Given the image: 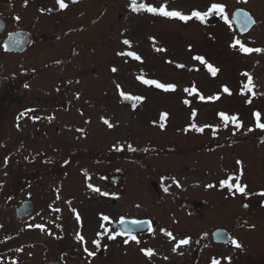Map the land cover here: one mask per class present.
Instances as JSON below:
<instances>
[{"label":"rangeland","instance_id":"rangeland-1","mask_svg":"<svg viewBox=\"0 0 264 264\" xmlns=\"http://www.w3.org/2000/svg\"><path fill=\"white\" fill-rule=\"evenodd\" d=\"M137 2L157 7L167 4L169 11H180L185 15L193 11L205 12L212 3L225 5L226 13L243 5L239 0ZM88 3L96 8V33L92 46L96 51L94 65L88 68L81 64L68 65L47 70L16 68L19 61L14 60V56H9L10 62L0 61V74L11 72L10 78L14 79L15 87L13 94H21L20 100L11 103L10 109L9 106L1 107L4 111H0V264H45L48 256L42 241L56 238L59 233L58 228L47 226V222H63L72 235H77V231L84 227L83 233L90 238L96 230L94 221H101L102 216L113 217L114 206L123 205L122 201L126 198L129 199L130 210L133 209V198V203L138 201L148 212H161L160 205L163 204L152 198L147 188L143 187L146 186L145 175L140 171V163L135 160V152L127 150L134 157L124 160L123 154H117L118 151L113 149L115 144L125 142L128 147L138 136L143 137V133L156 132L152 121L162 122V111L173 110L183 121L188 113L182 101L186 84L201 87L210 81L213 88L220 82L238 87L236 81L240 68L234 64L236 55L227 60L221 57L228 50L222 46L223 32L220 24H216L218 18L217 22L214 18L210 19L215 21L214 24L201 23L195 18L184 22L148 13H134L129 6L130 0ZM262 4L252 0L248 6L253 13L262 14L264 0ZM224 35L227 33L224 32ZM124 39H128L131 46L124 45ZM157 47L165 51L157 52ZM120 51H134L142 60L118 56ZM5 54L9 55L3 52L0 56ZM197 55L203 56L208 63H214L213 66L220 70L216 77L211 76L205 65L193 59ZM178 64L185 67L178 68ZM113 67L118 69L116 73L111 71ZM138 76L175 84L176 91L166 93L145 85L137 79ZM25 84L29 87L25 88ZM116 84L126 93L144 96V101L135 108L131 101L123 102ZM227 95L224 94L223 99H228ZM3 103L7 104L2 101L0 105ZM27 109L34 111L18 120L17 117ZM33 117L39 119L34 120ZM103 119L109 120L114 127L108 128ZM80 129L83 131H78ZM169 133L170 130L162 136ZM177 138L185 139V136L179 134ZM106 153H110L111 162L94 159L97 156L103 160ZM168 159L154 151L153 154L147 152L143 162L145 167L154 166L167 171L170 165ZM62 161L61 171L59 162ZM119 173L126 180L128 191L122 201L108 199L102 202L99 193L88 187L91 184L100 188L101 193L108 194L121 191L120 183L104 177L108 174L112 178L117 177ZM12 190L15 195L9 199ZM131 190L140 192L139 196ZM23 199L35 201L38 208V213L28 221L15 215V208ZM171 204V201L165 202L167 206ZM73 210L80 214L81 221L75 219ZM81 222L86 225L81 226ZM27 223L33 225L30 233L25 229ZM35 225H42L43 230ZM13 235L22 240L11 242L9 238ZM26 239L32 241V254L25 251L16 253L15 249L17 251ZM66 239L72 241L68 236ZM55 243H50L53 249ZM8 257L15 258L14 263H9Z\"/></svg>","mask_w":264,"mask_h":264},{"label":"flooded vegetation","instance_id":"flooded-vegetation-1","mask_svg":"<svg viewBox=\"0 0 264 264\" xmlns=\"http://www.w3.org/2000/svg\"><path fill=\"white\" fill-rule=\"evenodd\" d=\"M89 1L96 2V0H78L77 3H72V0H65L69 7L60 10L56 0H27L26 5L25 0H0V53H9L0 56V61L10 62L9 56H14V60L19 61L16 68L47 70L68 65L81 64L85 65V68L94 65L96 51L92 46L96 33V8L94 4L88 3ZM239 1L243 5L237 7L249 10L255 18L256 23L250 29L241 31L235 24L233 13H227L231 26L221 17L217 22L220 24L221 33L223 32L222 46L228 50L223 52L221 57L226 60L233 58V54L237 57L234 64L240 68L236 81L238 87L233 88L227 82H220L213 88L210 81L205 82L201 87L196 84H186L185 88L195 85L205 97L219 95L220 99L202 102L195 95L186 93L182 101L189 100L190 106L184 104L188 113L183 121L178 119L173 110L162 111L168 113L167 119L162 121L165 127L161 129L159 127L161 122L152 121L157 131L149 132L147 135L143 133V137L138 136L136 141L131 143L136 149L135 160L140 163V171L145 175L146 186L143 187L147 188L152 198L155 197L163 204L160 205L162 211L148 212L138 201L133 203V198L131 200L133 209L130 210L129 199L122 201L123 195L128 191L126 180H123V175L119 173L115 182L120 183L121 191L106 196L99 193V196L102 202L115 199L116 202L122 201L123 205L114 206L113 217L107 215L109 221H94L96 230H93L90 238L83 233L84 227L77 231L85 236L86 245L78 242L76 235L67 231L63 222L45 223L47 226L51 225L59 229L56 238L51 237L42 241L48 256L45 264L50 262L72 264L73 260L74 264H211L212 258L219 259L221 264H264V197L260 195L245 197L240 194L233 197L227 188L219 186V181L227 179L229 174L239 176L242 167L243 175L239 181L233 180V184L237 182L246 184V190L251 194L264 191V131L255 128L253 116L255 111L261 112V123H264V77H260L262 73L264 74V52L245 54L239 51V45L235 49L231 47L236 40H239L246 47L264 49V13H253L248 6L252 0H247L246 3L244 0ZM257 3L263 5L262 0H257ZM16 17L20 19L17 20ZM224 32L227 33L226 36ZM10 35L13 38L24 36L25 39L16 38L22 43L19 45L13 43V48L5 51L3 45ZM245 73L252 78L256 96H252L251 93L241 94L243 85L247 83ZM10 75L11 72L0 74V102L7 103L0 105L1 113L4 111L1 107L9 106L10 109L11 103H17L21 96V94H13L14 79L10 78ZM223 86H227L232 93L227 95L228 99H223V95L227 94L222 92ZM247 99H251L252 103H246ZM180 101L174 102L180 103ZM192 109L197 111L195 118L191 117ZM220 112L238 116L242 127L237 129L231 122L225 127L218 115ZM192 123L212 127H206L203 133H199L190 129ZM249 128L255 130L250 132ZM185 129L189 130L184 131ZM168 130H170L169 134L172 132L173 135L162 136ZM179 134L185 136V139L177 138ZM124 143L115 144L113 149L123 146V151H118L117 154H123L124 160L133 159L134 156L127 151V143ZM154 151L169 158L170 165L167 166L169 167L167 171L154 166L152 168L144 166L143 158L147 152L153 154ZM105 156L103 160L97 156L94 159L103 162L112 161L109 158L110 153H106ZM238 160L242 165L236 163ZM59 164L62 171L63 161ZM104 177L112 181L109 174ZM209 184L216 187L208 188ZM14 192L12 190L9 199L15 195ZM131 192L138 193L137 196L140 193L137 190ZM24 200L27 199H23L16 208ZM167 200L172 204L165 205ZM37 213L38 208H35L31 215L18 219L28 221ZM121 218L127 221H151L154 231L149 230L147 226L135 229L132 234L140 241L139 244L134 241L123 243L127 236H117L115 240L108 239V234L123 231ZM31 225V223L26 224L27 233L32 230L33 225ZM82 225L86 224L81 222ZM28 226L30 227L27 228ZM105 228L110 229L111 232L101 238V246L96 248L92 241L97 239V232H103ZM163 230L171 231L176 241L190 238L191 242L173 251L176 241L165 236ZM215 231H217L216 236ZM41 235L46 236V233L41 232ZM67 236L71 238V242L66 239ZM16 237L19 236H10L9 240L11 242L22 240ZM231 239L238 240L243 246L242 249H236L230 243ZM51 241L57 243L54 249L50 244ZM85 246L96 255L89 257L83 250ZM32 247V241L26 239L25 243L18 247L22 251L15 249V252L25 251L31 255ZM141 249H152L155 254L148 258ZM98 258L100 260H97ZM14 261L15 258L12 257L9 263Z\"/></svg>","mask_w":264,"mask_h":264},{"label":"snow or ice","instance_id":"snow-or-ice-1","mask_svg":"<svg viewBox=\"0 0 264 264\" xmlns=\"http://www.w3.org/2000/svg\"><path fill=\"white\" fill-rule=\"evenodd\" d=\"M78 0H72V3H77ZM244 2L246 3L247 0H244ZM27 4V0H25V5ZM56 4L59 6L60 10H64L67 9L69 7L68 3L65 2V0H56ZM130 8L131 11L134 13H148L151 14L153 16H159V17H165V18H169V19H178L180 21H184L187 22L189 20H192L193 18L199 20L201 23H204L208 20L209 17L213 16V15H219L226 24H228L229 26H231V21L229 20L228 14L225 11V5L220 4V3H212L210 5V7H208L207 11L205 12H201V11H193L190 15H185L183 13H181L180 11H169L167 8V4H162L159 7L157 6H153L152 4H148V3H138L137 0H130ZM43 11V9L41 10ZM48 11H52V9H48ZM238 16H241V19L239 20V23L241 24L242 28H247L249 25L251 24H255L256 21L253 20L251 18L250 15H248L247 13L241 14V13H237ZM17 20H19V17H16ZM10 40L13 41V43L15 45H19L20 43H22V41H20L19 39H14L11 35L9 37ZM122 43L124 45H128L131 46V42L128 39H124L122 41ZM237 45H239V51L245 54H251L253 52H264V49L261 48H251V47H246L244 44H242L239 40H236L231 47L232 48H236ZM3 48L5 51L9 50V45L7 43H5L3 45ZM157 52H162L165 51V49L159 48L157 47L155 49ZM118 56L121 57H130L136 61H141L142 58L141 56H139L136 52L134 51H120L117 53ZM194 60L198 61L200 64L205 65L209 71V73L211 74L212 77H216L218 75V72L220 71L218 68L214 67L212 64L208 63L205 58L203 56H194L193 57ZM169 63H171V61H169ZM176 67L178 68H183L185 67L182 64H178L176 65ZM198 71V69H196ZM111 71L113 73H116L118 71V69L116 67H113L111 69ZM245 76H247V83H245L243 85V90L241 92L242 95H246L247 93H251L252 96H256V93L253 91V88L255 87V85L253 84L252 78L251 76H248L247 73L244 74ZM138 80H140L143 84L145 85H149V86H154L156 89L162 90L166 93L168 92H175L176 91V85L175 84H171V83H162L158 80H154V79H145L143 76H138L137 77ZM25 88H28L29 85L25 84L24 85ZM116 89L119 91V95L120 97L125 100V101H131L132 102V107L135 108L136 107V102H139L141 100H143V97L140 96H133L129 93L124 92L121 89V86L119 84L115 85ZM184 92L188 93L189 95H195L197 97V99L199 101L205 102V101H216L220 99L219 95H212V96H208L205 97L203 94H201L197 88L195 87V85H193L190 88H185ZM222 92L223 93H227L228 95H231V91L229 90V88L227 86H223L222 87ZM77 98H79V96L77 95ZM183 103L185 105H189L190 106V101L185 99L183 101ZM246 103L251 104L252 100L251 99H247ZM34 111L33 109H27L25 112L21 113L20 116L17 117V119L19 120L20 117L27 115L28 112H32ZM219 117L221 119V121L223 122L224 126L227 127V125L229 124V122H231L232 124L235 125V127L237 129L242 127V123L239 120L238 116L235 115H228L224 112H220ZM197 116V111L196 109H192L191 111V117L195 118ZM254 119H255V128L260 129L261 131H264V123H261V112L259 111H255L253 113ZM168 117V113H161L160 116V120L164 121L166 120ZM34 120L39 119V117H33ZM49 119H52L51 117ZM103 123L105 125H107L108 128H113L114 125L112 123L109 122V120L107 119H103ZM19 126V125H17ZM159 127L161 129H163L165 127V124L163 122H161L159 124ZM190 129L195 130L196 132L199 133H203L205 131L206 127H212L211 125H203V126H198L196 123H192L190 126ZM189 129H185L184 131H188ZM255 129L253 128H249L248 131H254ZM78 131H83L82 129L78 130ZM116 151H123V146H118L115 149ZM128 150L129 151H136L135 148L132 147L131 144L128 145ZM238 165H242L241 161H237L236 162ZM243 175V168L241 167L240 169V175L239 176H233L231 174L228 175L227 179H221L219 181V186L221 188H227L230 192V194L235 197L237 194H240L242 196H249V195H260L262 197H264V191H261L257 194H251L249 192H247V185L244 184L242 185L241 183L237 182L235 184H233V180L239 181L240 177ZM90 179V177H89ZM178 183V182H177ZM89 188L92 189V191L96 192V193H100L101 195H108V193H101L100 188L98 187H93L91 184L88 185ZM208 188H213L216 187V185L213 184H209L207 185ZM165 191H167V189H165ZM70 203V202H69ZM137 207H139V205H137ZM244 207H248V205H244ZM55 211H60V209H55ZM73 212L75 213V219L79 222L81 221V216L78 212H75V210H73ZM102 220L103 221H109V217L108 216H102ZM120 224L121 226H123V231L121 232H117V233H112V234H108L107 238L110 240H115L117 238V236H127L128 238L125 239L123 241V243L128 244L129 241H134L136 244H139L140 241L137 239V237L135 235H133L132 233L135 231V229L138 228H144L145 226L148 227L149 230H153L152 229V222L151 221H138V220H133V221H127L124 218H121L120 220ZM36 228H41L43 230V226L42 225H35ZM101 227L104 228V225L101 224ZM254 227V226H253ZM165 236L169 237L171 240L176 241V237L173 235V233L171 231H167V230H163ZM111 230L110 229H104L103 232H97V239H94L92 241V244L96 246V248H100L101 246V238L104 237V235L106 233H110ZM50 234V233H49ZM76 240L78 242H80L82 245H86L87 241L85 240V236L77 233L76 235ZM190 238H183L180 239L178 241H176L174 247H173V251H176L177 249H179L182 245H188L190 244ZM230 243L236 248V249H242V245L239 243L238 240L236 239H231ZM84 252L87 253V255L89 257H94L96 255V253L94 251H89L88 247H84L83 248ZM17 251H22V249H17ZM141 252H143V254L148 257L151 258L155 253L152 249H141ZM165 259H167V257H165ZM229 262L231 260V258H228ZM211 264H221V261L219 259L216 258H212L211 260Z\"/></svg>","mask_w":264,"mask_h":264},{"label":"water","instance_id":"water-1","mask_svg":"<svg viewBox=\"0 0 264 264\" xmlns=\"http://www.w3.org/2000/svg\"><path fill=\"white\" fill-rule=\"evenodd\" d=\"M241 13V14H244V13H247L248 15H250L251 16V14L247 11V10H245V9H237L235 12H234V14H235V22H236V24L238 25V27L241 29V30H246L247 28H249L251 25H249L247 28H242L241 27V24L239 23V20L241 19V16H238L237 15V13ZM251 18L253 19V17L251 16ZM254 20V19H253ZM17 35V34H16ZM16 38H19V39H25L24 38V36H14V39H16ZM6 43L9 45V49H12L13 47V41L12 40H10L9 38L7 39V41H6ZM117 179V177H111V180H113V181H117L116 180ZM34 208H35V206H34V202L33 201H31V200H26V201H24L23 203H22V205L21 206H19L18 208H17V215L19 216V217H23V216H25V215H30V214H32L33 213V211H34ZM217 235V231H215V236ZM49 264H57V262H50Z\"/></svg>","mask_w":264,"mask_h":264}]
</instances>
